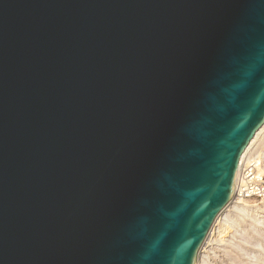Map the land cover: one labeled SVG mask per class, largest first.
Listing matches in <instances>:
<instances>
[{
  "label": "water",
  "instance_id": "1",
  "mask_svg": "<svg viewBox=\"0 0 264 264\" xmlns=\"http://www.w3.org/2000/svg\"><path fill=\"white\" fill-rule=\"evenodd\" d=\"M264 127V0H0V264H198Z\"/></svg>",
  "mask_w": 264,
  "mask_h": 264
},
{
  "label": "rangeland",
  "instance_id": "2",
  "mask_svg": "<svg viewBox=\"0 0 264 264\" xmlns=\"http://www.w3.org/2000/svg\"><path fill=\"white\" fill-rule=\"evenodd\" d=\"M253 165H259L261 171L258 173L256 166L252 167L256 179L247 184L249 175L247 177L246 170ZM242 167L243 180L241 179L239 195L243 192L245 195V190H251V193L248 197L239 198L250 200L252 208L232 209L226 213L227 226H223L224 220L222 225H216L211 238L218 240L205 248L204 251L209 253L206 264H264V211L255 207L264 203V136L251 148L240 168ZM252 193L256 195L252 196ZM226 227L230 230L221 233Z\"/></svg>",
  "mask_w": 264,
  "mask_h": 264
},
{
  "label": "bare ground",
  "instance_id": "3",
  "mask_svg": "<svg viewBox=\"0 0 264 264\" xmlns=\"http://www.w3.org/2000/svg\"><path fill=\"white\" fill-rule=\"evenodd\" d=\"M264 136V127L260 130V131H258V133L256 134V136H255V138H254V140L251 142V144H250V146L248 147V149L246 150V152H245V154L243 155V157H242V159H241V165L243 164V162H244V160H245V158L247 157V155H248V153H249V151L251 150V148L258 142V141H260L261 140V138ZM263 140V139H262ZM254 166H256V165H253V166H249V168H248V172L246 173V175H247V177H248V175H249V177H248V179H246V183L248 184V183H251V181L255 178V172H254V169L252 168V167H254ZM256 168L258 169V173H259V171H261V169L259 168V165H257L256 166ZM242 171H243V167H242V169L240 168V172H239V176H238V180H237V188H236V192H235V196H234V198H233V200L225 207V209L220 213V215L218 216V218H217V220L215 221V223H214V225H213V227L211 228V231H210V234H209V236H208V238H207V241H206V243H205V245L201 248V251H200V254H199V262H198V264H206L207 263V259L209 258V253H207V252H205L204 250H205V248L207 247V246H209V245H212V243H214V242H216L217 240H218V238L217 239H215V240H213L212 238H211V236H212V233H213V230L215 229V227H216V225L217 224H221L222 222H223V220H224V224H223V226H225L227 223H228V221H227V215H226V213L227 212H229V211H231L232 209H238V210H248V209H250V208H252V206H251V204L250 203H252V202H250V200H246L245 198H239V197H248L249 195H250V193H251V190L249 191V190H245V195L242 193L241 195H239V188H240V185H241V182H242V178H241V176H242ZM242 179V180H241ZM256 179V178H255ZM254 179V180H255ZM246 186V185H245ZM246 188H247V186H246ZM241 189V188H240ZM241 192V191H240ZM256 192V191H255ZM246 193H248L247 194V196H246ZM253 195H256V193L255 194H253L252 193V196ZM255 207H258V209H260L261 211H264V203L262 204V206H255ZM226 215V216H225ZM222 225V224H221ZM227 226V225H226ZM223 228V227H222ZM227 230H230L229 229V227H226V228H224V232L222 231L221 233H226V231ZM220 235V234H219ZM221 237H224L223 235L221 236ZM220 237V238H221ZM222 243V242H221Z\"/></svg>",
  "mask_w": 264,
  "mask_h": 264
},
{
  "label": "built area",
  "instance_id": "4",
  "mask_svg": "<svg viewBox=\"0 0 264 264\" xmlns=\"http://www.w3.org/2000/svg\"><path fill=\"white\" fill-rule=\"evenodd\" d=\"M248 170V169H247ZM247 170H246V172H247Z\"/></svg>",
  "mask_w": 264,
  "mask_h": 264
}]
</instances>
